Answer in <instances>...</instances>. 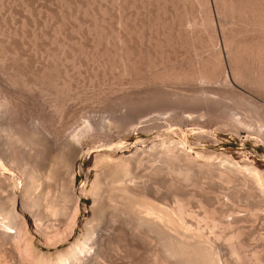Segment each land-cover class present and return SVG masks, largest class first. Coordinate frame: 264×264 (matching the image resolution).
<instances>
[{
  "label": "rangeland",
  "instance_id": "rangeland-1",
  "mask_svg": "<svg viewBox=\"0 0 264 264\" xmlns=\"http://www.w3.org/2000/svg\"><path fill=\"white\" fill-rule=\"evenodd\" d=\"M233 1L235 0H0V98L3 101L7 97L5 100L12 107L10 123L13 124L11 126L14 129L13 135L10 134L6 140L7 151L0 149V169L10 176L7 172V169H10L9 164L4 160L8 156L3 151L11 154L9 156L13 157L12 159L14 156L21 159L24 142L31 144L30 147L33 144L35 150L37 148V153L34 150L36 154L34 160L37 164L39 162L38 172L42 174L49 170L48 164L53 158L47 152L41 151V139L37 134L32 135L24 125L34 117L35 120L37 117L42 119L49 131L56 133L58 137L59 135L65 137L74 130L70 127L73 126L71 123L76 117L78 124L84 117L93 115L105 120L118 116L123 120V128L115 130L118 135L114 133L112 142L118 146L108 162L109 165L114 163L110 165L114 171L129 165L132 171L126 176L129 179H125L124 185L112 183L111 175L107 174L112 168L107 163L109 169L105 170L107 172L105 175L102 173L103 164H100V159L98 160L103 153L102 149L88 152L87 147L84 156L78 158L77 176L74 186L71 187L72 190L69 187L67 188L70 190L66 189L67 184L64 182L66 185L58 186L60 189L53 193V198L50 197L56 203H67L68 209L70 208L68 213L71 216L67 214L69 220L59 217L64 220L58 219V221H61L60 225L65 220L70 224L65 222V225L56 227L58 221L55 215L52 219H49V215L48 222L43 216L45 219L43 222L47 227L50 226L48 224L55 226L48 233L47 240L45 239L47 236L35 234L33 221L30 222L27 230L25 226H21L24 225L23 223L20 224L17 232L15 228L9 229L8 231L12 232L10 239L4 241L0 238V264H54L57 261L58 251L68 248L75 242L84 231L85 221L92 217L91 189L97 176L104 183L99 192L101 197L99 209L102 217L104 216L102 222L104 224L107 222L108 226L105 227L106 225L101 222V227L111 229L110 235L107 232L110 240H107V245L104 246L102 254L105 253V257H101L102 264H107L106 262L108 264H181L182 260H184L183 264L189 262L206 264L203 259L193 257L195 255L192 254V257H189L188 254L184 253L186 254L184 256L181 253L183 258L185 257L183 259L180 257V251L176 248L177 254L175 246L171 243H169L172 245L170 249L169 245L167 246L169 241H162V237L161 239L157 237L153 228L143 224L141 226L140 214L135 212L139 213V210L134 208H137L136 204L139 203L137 201L144 199V193L159 195L157 197L162 201L165 200L167 206L171 204L172 207H178V204H181L185 209L184 213L186 212L183 220L187 226L190 225L193 231L199 229L198 231L214 241L217 250L214 252H218L216 255L220 258L217 260L218 262L222 260L220 264H264V195L262 193L264 177L259 174L263 180L261 186V183H257L260 178L256 177L259 176L255 175V180L253 172L247 169L255 166L264 175L262 173L264 172V140L248 133L244 125L241 126L239 123L235 125L231 119L226 117L222 119V116L218 118L207 110L208 105L210 103L213 105L215 99L225 100L222 98V88L225 87L226 77L230 78L231 82L233 80L231 62H235V65L241 63L238 56L240 53H236L239 43L251 36L253 38L261 35L260 32H253V26L247 28L248 23L243 25L245 21L238 20L237 14L235 15L237 18L234 15L232 18L230 7L233 3H237ZM240 1L242 0L238 2ZM236 59L238 61H235ZM201 65L209 66L206 69L213 74L214 72L217 74L220 66L225 71L222 76L219 75L220 77L214 80L215 82L196 81L195 71L196 68L200 71ZM177 75L183 78L188 75V78L177 81L181 78ZM191 75L195 81L189 79ZM233 82L236 88L241 87L240 91L245 89L243 93L246 92V95L248 92L252 96L257 95L256 92H251V86L249 87L247 83L244 86L242 85L244 82L240 84L238 81L240 86L235 84L237 80ZM257 97L262 99L263 96L257 95ZM230 98L225 100L226 104L229 102L231 104L232 98L235 99L232 96ZM232 102L237 103L236 107H240V112L246 111L244 105L236 100ZM82 114L85 116L79 117ZM73 117L75 119L71 120ZM68 122H71V125ZM150 122L158 127L152 124V128L149 127L150 130H145L146 132L136 130L138 126L147 124L149 126ZM156 122L159 124L162 122L164 125L161 123L163 126H159ZM172 143L181 147L180 150L184 148L182 152L185 151L187 157L191 155V161L189 157L186 158L189 160L179 161L185 159L184 153L185 157L178 160L181 165L177 163L178 161L166 162L163 159L165 149ZM137 153L141 155L143 153L144 157L150 156L146 160L143 158L142 162H145L138 167L133 166L134 156ZM37 158H41V161ZM162 169L165 171L162 172ZM15 173L21 177L20 171ZM55 174L54 176L57 177L58 173ZM59 177H61L60 173ZM249 178L254 182L258 180L256 182L258 185L254 183L256 184L254 187L253 181ZM21 180L22 178H19V181ZM13 181L14 184H19L16 177ZM39 182L36 196L46 189L48 183L53 184L54 180L46 182L42 179ZM58 183L60 181L56 184L61 185ZM122 186L123 189H118ZM258 187H261V190ZM255 188L261 191L262 195L259 191L257 193ZM3 192H0V199L3 197L1 200L5 201L4 204L10 206L7 200L9 192L5 190ZM131 197H134L135 202L131 201L133 200ZM21 199L19 194L16 211L20 223L22 221L20 216L25 214L20 210L23 205ZM43 204L42 201L39 204L41 211L44 209ZM2 215L3 213H0V222L4 218ZM74 219L76 224L73 223ZM69 226L71 230L68 229ZM105 229L103 231L106 233ZM211 230L216 233L212 234ZM234 234L238 236L235 237ZM230 240L234 242L233 244L236 243V247L238 246L235 247L238 250L236 254L230 251L233 247ZM55 241L60 243L55 244ZM160 241L164 246L166 243V246L164 247ZM257 259L263 262L259 263ZM191 260H194V263Z\"/></svg>",
  "mask_w": 264,
  "mask_h": 264
},
{
  "label": "bare ground",
  "instance_id": "bare-ground-1",
  "mask_svg": "<svg viewBox=\"0 0 264 264\" xmlns=\"http://www.w3.org/2000/svg\"><path fill=\"white\" fill-rule=\"evenodd\" d=\"M237 3H233V2H236ZM239 0H235L233 1L231 4V12H232V18H233V15L235 16L236 14L238 15V20H243L245 21L243 23L247 24V28H250V26L254 27L253 29V32H260V36L258 35V37H249V39H246L245 41H241V44L239 43L238 47L239 50L237 52L236 50V53H240V59L239 57L237 58L238 60L241 61L240 65H235V62H231V70H232V76H233V80L236 81L237 80V83H235L236 85H244L247 83V85H249L250 87V90L251 92L254 91L253 93H257V95H262L264 97V0H246V1H240L238 2ZM230 2V1H229ZM227 2V3H229ZM220 3V2H219ZM225 3V2H224ZM209 4V3H208ZM221 5V4H220ZM227 5V4H226ZM230 5V4H228ZM166 6V5H165ZM209 7V6H208ZM225 8V6H224ZM177 10V9H176ZM175 10V11H176ZM229 11V10H228ZM228 11L226 14H228ZM230 13V12H229ZM230 15V14H229ZM182 16V15H181ZM228 17V16H227ZM236 17V16H235ZM240 17V19H239ZM173 18V17H172ZM231 18V16H230ZM237 18V17H236ZM121 20V19H120ZM186 20V19H185ZM237 20V19H236ZM99 21V20H98ZM122 21V20H121ZM180 21V20H179ZM242 22V21H240ZM251 24V25H250ZM120 26V25H119ZM235 26V25H234ZM244 27V28H246ZM258 29V31L255 29ZM233 28V27H232ZM235 29V27H234ZM177 30V29H176ZM241 30V29H240ZM252 30V29H251ZM248 31V30H247ZM124 32V31H123ZM203 32V31H202ZM231 32V31H230ZM252 32V31H251ZM113 33V32H112ZM188 34V33H187ZM259 34V33H258ZM253 35V33H252ZM175 36V35H174ZM192 36V35H191ZM190 38V37H189ZM194 38V37H193ZM122 40V39H120ZM230 41V40H229ZM232 44V43H231ZM228 47V46H227ZM231 47V46H230ZM233 48V47H232ZM231 48V50H232ZM235 48V47H234ZM230 52V51H229ZM234 52V51H233ZM235 53V54H236ZM135 57V56H134ZM235 57V56H234ZM145 58V57H144ZM219 58V57H218ZM233 59V57H232ZM235 60V61H238V60ZM215 60V59H214ZM219 60V59H218ZM223 60V59H222ZM221 60V61H222ZM150 61V60H149ZM220 62V61H219ZM217 63V62H216ZM215 63V64H216ZM223 63V62H222ZM233 63V64H232ZM202 65H204L202 63ZM201 65V66H202ZM212 65V64H211ZM120 66V65H119ZM216 66V65H215ZM222 66V64H221ZM222 68L221 71L220 68L217 69V74L214 72V74L212 72H209L208 68L209 66L205 67V66H202V68L200 69V71H198L199 69H197L198 73L197 74V71L196 72V77H194L197 80H201L202 81H208V82H213L216 78L220 77L219 75L222 76V74L224 73V68ZM219 67V66H218ZM226 67V66H225ZM122 68V67H121ZM127 68V67H126ZM140 69V68H139ZM213 70V69H212ZM211 70V71H212ZM216 70V69H215ZM230 70V71H231ZM129 71V70H128ZM218 71H221L218 73ZM162 72V71H161ZM178 72V71H177ZM166 73V72H165ZM185 73V72H183ZM182 73V75H183ZM161 75V74H160ZM164 75V74H163ZM171 75V74H170ZM189 75V74H188ZM188 75L183 78V76H180V75H177L181 78H178L177 81H182V79H187L188 78ZM194 75V74H192ZM189 78V79H192L193 77ZM172 76V75H171ZM190 76V75H189ZM224 76V75H223ZM229 76V75H228ZM160 77V76H159ZM164 77V76H163ZM166 78H169L170 76H165ZM174 77V76H173ZM226 77V76H225ZM161 78V77H160ZM159 78V79H160ZM172 78V77H171ZM43 79V78H42ZM158 79V80H159ZM165 79V78H164ZM173 79V78H172ZM176 79V78H175ZM225 79V78H224ZM230 78H227L226 77V80L224 81V84H225V87L222 88L223 92H222V98L223 99H227L229 100L230 96L234 97L235 99L232 98V101L233 100H236L238 103L242 104V106L244 105V107H246V109H244L245 112H242L243 108L241 109L242 111L240 112L239 111V108L240 107H236L237 106V103L235 102H232L231 101V104L227 103L226 104V101L225 100H216V103H215V100L213 101V105H210L212 103H210L208 105L209 108H207V110L209 112H211L213 115H217L218 118L220 116H222V119H226V118H229L231 119V121L233 123H239L241 126L243 127H247L248 129V133L250 132V134H255L256 136L260 137L262 140H264V99L262 97V99H260L259 97H257V95L255 96H252L249 94L248 90L249 87H248V95H246L245 93H243L245 91L244 87V91H240L239 88L241 87H237L234 86L232 84V82L229 80ZM161 80V79H160ZM166 80V79H165ZM194 80V79H192ZM217 80V79H216ZM195 81V80H194ZM238 81H240V84L238 83ZM48 82V81H47ZM156 82V81H155ZM191 82V81H190ZM215 82V81H214ZM168 83V82H167ZM199 83V82H198ZM221 83V82H220ZM234 83V82H233ZM44 85V84H43ZM221 85V84H220ZM241 86V85H240ZM55 87V86H54ZM222 87V86H221ZM44 89V88H43ZM54 89V88H53ZM242 89V90H243ZM48 90V89H47ZM225 91V92H224ZM55 92V91H54ZM62 93V92H61ZM60 93V94H61ZM252 94V93H251ZM164 96V95H163ZM156 98V97H155ZM197 98V97H196ZM259 98V99H258ZM1 99V98H0ZM4 99V98H3ZM7 99V97L5 98ZM3 100L1 99L0 101V149L1 150H6L8 148H6V140L8 139V136L13 135V131L14 129L12 128L11 124L10 123V119H11V106L9 104V102H7V100ZM231 99V98H230ZM203 100V99H202ZM9 101V100H8ZM200 101V99H199ZM236 104V105H235ZM239 104V105H240ZM204 105V103H203ZM206 106V105H205ZM11 113V114H10ZM14 113V112H13ZM78 116V114H77ZM84 117L85 115H79V117ZM72 117V116H71ZM75 117V116H74ZM71 118V120L75 119V118ZM226 117V118H225ZM128 118V117H127ZM216 118V117H215ZM217 118V119H218ZM69 119V118H68ZM76 119H78V117H76ZM74 120L72 123L71 122H68V124H72L73 126H69L70 129H74L71 133L68 131V133H70L69 135H66L65 137L62 135L58 137V135L55 133H52L51 131H49L47 125L44 123V121L40 118H36L35 120V117L34 119H31V120H34L33 122L29 121L28 124H24L32 133V135H35L37 134V136L41 139V142H42V146L41 147V151H45V153L47 152V154H49L53 160L51 161L50 164H48L50 166L49 170L45 173V172H42L43 169H42V174H40L38 172V168L37 166L39 165V162L38 164L35 162L34 158L36 156L35 152L36 150L33 148V144H32V147H30L29 144L27 143H24L22 144V154H21V159H17L15 156H14V159H12L9 155L11 154H7L6 151H3L4 154L6 156H8V158H4V160L6 161L7 160V164H9V167L10 169L8 168L7 169V172L10 173V176L6 175V173L3 172L2 169H0V192H3V190L9 192V195L7 197V200L10 202V206H6L3 202V200L0 199V213H3L4 215V218L1 220V226L2 228L0 229V238H3L4 241L10 239V236L12 234L11 231H8L9 229H14L15 228V232H17V229L18 227L20 226V224H24V225H21L22 227L25 226L24 228H26V230L28 229V226L30 224L31 221H33V229H35V234H37V236H47L45 237L48 238V233H50V230L53 229V226L54 224L51 226V224H48L50 226H46L44 224V220L45 219H48L49 218V215H50V218L49 219H52L56 216L57 218V221L58 219H61V220H64L63 218H67L66 216H68L67 214H69L68 210H70V208L68 209V206H67V203L66 202H62V204L59 202V203H56L55 201H53L50 197H52L53 193L55 194L58 190L57 189H60V187L58 186H62L64 187L66 184V189H71V187H73V183H75L74 181L76 176H77V173H76V164L78 162V158L84 156V154L87 152H85V149L88 147V152H90V150H93V149H102V154L100 155V158H98V160L100 159V164H103V170H102V173H104L106 175V173L108 174V176L111 175L110 179H111V182L114 183V184H122L124 185V183L126 182V176L130 173L131 171V167L130 165L129 166H126L124 168H121L122 169H119V171H114L110 165H113L112 163L109 165V160H111L112 158V153L115 152V149L117 148V144L113 143L112 141L113 140V137H114V133H115V130L118 128H123V123L118 116L117 117H112L108 120H105L104 118H98V117H95V116H86L84 117L83 120H81L79 118L80 123L77 124V121L78 120ZM157 119V118H155ZM221 119V120H222ZM227 119V121L229 120ZM70 120V119H69ZM70 120V121H71ZM154 120V119H152ZM151 120V122H152ZM220 120V119H219ZM226 121V120H225ZM16 122V121H15ZM14 122V123H15ZM20 122V120H19ZM46 122V121H45ZM61 122V121H60ZM74 122H76L75 124H77L76 126H74L75 124H73ZM147 122V121H146ZM150 122V124H151ZM155 122V121H154ZM219 122V121H218ZM223 122V121H222ZM157 124H159V122H156ZM162 123V122H161ZM159 124L162 125V124ZM179 123V122H178ZM225 123V122H224ZM20 124V123H19ZM70 124V125H71ZM148 124L147 125H142V126H138V128H136V130H141L144 132H146L145 130H148L149 127L152 126V123L151 125ZM167 124V123H166ZM230 124V123H229ZM18 125V124H17ZM16 125V126H17ZM23 125V127H24ZM164 125V124H163ZM162 125V126H163ZM181 125V124H179ZM234 125V124H233ZM239 125V126H240ZM155 126V124L153 125ZM157 126V125H156ZM155 126V127H156ZM166 126V125H165ZM238 126V125H237ZM24 127V128H26ZM68 127V126H67ZM74 127V128H73ZM158 127V126H157ZM23 128V129H24ZM26 128V129H27ZM152 128V127H151ZM241 128V127H240ZM21 129V128H20ZM117 129V130H118ZM119 129V130H120ZM239 129V128H238ZM242 129V128H241ZM18 130V129H17ZM22 130V129H21ZM25 130V129H24ZM26 133H28V131ZM51 130V129H50ZM130 130V129H129ZM150 130V129H149ZM26 131V130H25ZM209 131V129H208ZM17 132V131H16ZM15 132V133H16ZM118 132V131H117ZM131 132V131H130ZM116 134V133H115ZM19 135V134H18ZM17 135V136H18ZM31 135V134H30ZM118 135V134H116ZM240 135V134H239ZM20 136V135H19ZM29 136V135H28ZM61 137V138H60ZM16 138V137H15ZM19 138V137H18ZM31 138V137H30ZM36 138V137H35ZM17 139V138H16ZM10 140V139H9ZM15 140V139H14ZM23 140V139H22ZM27 140V139H26ZM16 141V140H15ZM18 141H20V138L18 139ZM28 141V140H27ZM30 141V140H29ZM121 141V140H120ZM17 142V141H16ZM40 142V143H41ZM162 142H163V139H162ZM18 143V142H17ZM29 143V142H28ZM19 144V143H18ZM115 144V146H114ZM120 144V143H119ZM176 144V143H175ZM12 145V144H11ZM35 145V144H34ZM40 145V144H39ZM173 145V146H172ZM19 147V146H18ZM35 147H37L35 145ZM39 147V149H40ZM158 147V146H157ZM167 148L165 149L166 152L164 153V158L162 156L163 159L166 160V162L168 161V163H173L175 161H178L179 159H181L182 157H185V159L183 160H179V161H184V160H189V159H186V158H190L191 155H189L187 157V153L182 152L183 149H179L181 147H178V146H174V144L172 143L170 146H166ZM178 147V148H177ZM11 148V147H10ZM165 148V147H164ZM144 149V148H143ZM180 151H179V150ZM35 150V152H34ZM118 150V149H117ZM185 150V149H184ZM148 151V150H147ZM187 151V150H186ZM40 152V151H39ZM144 152V151H143ZM151 152V151H150ZM163 152V151H162ZM10 153V151H9ZM12 153V152H11ZM37 153V152H36ZM43 153V152H42ZM44 153V154H45ZM100 153V152H99ZM158 153V152H157ZM185 153V155H184ZM3 154V153H2ZM140 154V153H139ZM137 153V155L134 156V159L133 162H134V165L133 166H140L141 163H144L142 162L143 161V158H150L149 157H146L148 155H146L144 157L143 153L142 155L140 154L139 155ZM146 154V153H145ZM159 154V153H158ZM157 154V155H158ZM14 155V154H13ZM35 155V156H34ZM150 155V154H149ZM2 156V155H1ZM5 156V157H6ZM41 156V155H40ZM153 156V155H152ZM156 157V155H155ZM161 157V156H160ZM132 158V157H131ZM154 158V157H153ZM38 159V158H37ZM36 159V160H37ZM41 159V158H40ZM38 159V160H40ZM152 159V158H151ZM114 160V159H113ZM154 160V159H153ZM41 161V160H40ZM109 161V162H108ZM115 161H116V158H115ZM177 162L181 165L180 162ZM190 161H191V158H190ZM190 161H189V164H190ZM1 162V161H0ZM99 162V161H98ZM186 162V161H185ZM193 162V161H192ZM5 163V162H4ZM107 163L109 165V167L112 168L109 169L107 168ZM129 163V162H127ZM3 164V162H2ZM98 164V163H96ZM158 164V163H157ZM188 164V163H187ZM45 165V164H44ZM170 165V164H169ZM247 165V164H246ZM1 166V165H0ZM8 166V165H7ZM99 166V165H98ZM106 166V167H105ZM115 166V165H114ZM186 166V165H185ZM189 166V165H188ZM193 166V165H191ZM249 166V165H248ZM40 167V166H39ZM105 167V168H104ZM119 167V166H118ZM144 167V166H143ZM164 167V166H163ZM170 167V166H169ZM172 167V166H171ZM183 167V166H182ZM195 167V166H194ZM237 167V166H236ZM247 167V166H246ZM1 168V167H0ZM45 168V167H44ZM116 168V167H115ZM159 168V167H158ZM167 168V167H166ZM175 168V167H174ZM181 168V167H180ZM38 169V170H37ZM100 169V168H99ZM106 169H109L111 171H105ZM170 169V168H169ZM188 169V168H187ZM226 169V168H225ZM240 169V168H239ZM247 169H249L251 171V173L253 172L254 174V179L256 176H260L261 177H264V175L261 174L260 171L257 170V168L255 166H252V168L250 167H247ZM41 170V169H40ZM164 169H162V172H163ZM174 170V169H173ZM176 170V169H175ZM191 170V169H190ZM189 170V172H191ZM200 170V169H199ZM14 171V172H13ZM15 171H20V175L21 177H18V174L15 173ZM46 171V170H44ZM161 171V170H160ZM165 171V170H164ZM246 171V170H245ZM110 172V173H109ZM112 172V174H111ZM132 172V171H131ZM135 172V171H134ZM172 172V171H171ZM183 172V171H182ZM188 172V173H189ZM232 172V171H231ZM57 174L58 173V176L59 177V173L61 174V177L62 179H59L61 177H59L58 179H55L57 178L56 176H54V174ZM99 173V172H98ZM174 173V172H173ZM178 173V172H177ZM187 173V174H188ZM224 173V172H223ZM249 173V171L247 172ZM264 174V172H262ZM55 174V175H56ZM134 174V173H133ZM156 174V173H155ZM163 174V173H162ZM171 174V173H170ZM99 175V174H97ZM154 175V174H153ZM179 175V174H178ZM222 175V174H221ZM256 175V176H255ZM159 176V175H158ZM180 176V175H179ZM182 176V175H181ZM185 176H188V175H185ZM184 176V177H185ZM247 176V175H246ZM250 176V175H249ZM256 177L257 179L260 178V181L264 178L261 179V177ZM15 177L18 179V183L19 184H14L13 182V179L15 180ZM55 177V178H54ZM132 177V176H131ZM228 177V176H227ZM252 177V176H251ZM19 178L22 180L19 181ZM100 177L97 176V178L93 181V187L91 189V192H92V196H93V204L91 206V210H92V217L91 218H88L86 221H85V224H84V231L82 232V234L79 235V237L77 238V240L75 242H73L71 245H69L68 248H65L61 251H58V253L56 254L57 255V261L54 263V264H102V259L101 257H103L105 255L102 254L105 247L107 244V240L109 241L110 239H108V237H110V233H109V229H105L107 230L106 233L105 231H103L104 229L101 227L102 224V212L101 210L99 209V202H100V193L101 192V189L103 187V184L100 179ZM174 178V177H173ZM223 178V177H222ZM231 178V177H230ZM247 178V177H246ZM46 180V182H53L52 183H48L47 187L45 190L42 191V193H40L38 196H36V192L38 191L39 189V181L40 180ZM53 179V180H52ZM129 179V178H127ZM176 179V178H175ZM250 179V178H249ZM52 180V181H51ZM60 181V183L58 184H61V185H57L56 183L58 181ZM141 180V179H140ZM156 180V179H155ZM158 180V179H157ZM246 180V179H245ZM251 181H253V185L254 183H256L257 181L254 182L253 179H250ZM256 180V179H255ZM262 180V181H263ZM56 181V182H55ZM258 181L257 183H261V186L262 185V181L260 182ZM62 182V183H61ZM66 184H65V183ZM225 182V181H224ZM17 183V182H15ZM42 183V182H41ZM134 183V182H133ZM174 183V182H173ZM256 183V184H257ZM55 184L57 185L55 188L53 186H55ZM128 184V182H127ZM256 184L254 185V187L256 186ZM73 185V186H72ZM111 185V184H110ZM141 185V184H140ZM179 185V183H178ZM258 185V184H257ZM130 186V185H128ZM135 186V185H134ZM175 186V185H174ZM180 186V185H179ZM184 186V185H183ZM260 186V185H259ZM2 187V188H1ZM58 187V188H57ZM61 187V189H63ZM69 187V188H67ZM85 187V186H84ZM106 187V186H105ZM110 187V186H109ZM112 187V185H111ZM110 187V188H111ZM136 187V186H135ZM177 187V186H175ZM174 187V188H175ZM114 188V187H113ZM112 188V189H113ZM116 188V187H115ZM114 188V189H115ZM133 188V187H132ZM157 188V187H156ZM180 187H178L179 189ZM69 189V190H70ZM118 189H123V186L122 188H119ZM125 189V188H124ZM138 189V188H136ZM176 189V188H175ZM256 189V188H255ZM259 190H261V187L259 188ZM263 189V188H262ZM65 190V189H64ZM110 190V189H109ZM126 190V189H125ZM141 190V189H140ZM159 190V189H158ZM168 190V189H167ZM186 190V189H185ZM257 190V189H256ZM257 190V193L258 191ZM66 191V190H65ZM114 191V190H111V192ZM124 191V190H122ZM127 191V190H126ZM144 191V190H143ZM264 191V190H262ZM40 192V191H39ZM63 192V191H62ZM61 192V193H62ZM72 192V191H71ZM81 192V191H80ZM117 192V191H116ZM151 192V191H149ZM178 192V191H177ZM261 191H259L260 193ZM4 193V192H3ZM69 193V192H68ZM82 193V192H81ZM119 193V192H118ZM125 193V192H124ZM123 193V194H124ZM128 193V192H127ZM182 193V192H181ZM263 195H264V192H262ZM262 193H260L262 195ZM8 194V193H7ZM20 194V196L22 197L21 201L23 203V205L21 206V211H23V213L25 212V214H23L21 217L22 221L20 223V219H19V216L17 215V211H16V201H17V196ZM160 194V193H159ZM177 194V193H176ZM5 195V194H4ZM61 195V194H60ZM58 195V196H60ZM111 195V194H110ZM109 195V196H110ZM122 195V194H120ZM128 195V194H126ZM136 195V194H135ZM156 194H152V193H147V194H143V198L144 199H140V201H137L139 203L136 204L137 208H134V209H138L139 210V213L136 212V214H140V217H141V221H139V223L141 222V226L143 225H148V227L150 228H153L154 231H156V234H157V237H159L161 239L162 237V241H169L167 246L169 245V243H171L173 246H175L174 248L178 249L180 251L179 254L181 253H186L188 254V256L192 257V255H195L193 257H198L203 259V262H205L206 264H220V262H222V260H220V262H218V260L220 259L218 257V255H216L218 252H214V251H217L216 248H215V244H214V241L212 239H210L211 237L209 236H206L203 234V232L201 233L200 231H198L199 229H196L195 231L191 230V226L188 225L187 226V223L185 222V220H183V216L186 215V212L184 213V208L183 206L180 204H178V207L176 206H171L168 205L167 206V203H165L164 201L165 200H160L161 198L157 197L159 195H156ZM173 195V194H172ZM175 195V194H174ZM116 196V195H115ZM119 196V195H118ZM129 196V195H128ZM133 196V194H132ZM65 197V195H64ZM67 197V196H66ZM104 197V195H103ZM136 197V196H135ZM179 196H177L178 198ZM51 200H50V199ZM53 198V197H52ZM57 198V197H56ZM111 198V197H110ZM121 198V197H120ZM127 198V197H126ZM180 198V197H179ZM63 199V197H62ZM62 199L60 201H62ZM64 199H67V198H64ZM72 199V198H71ZM118 199V198H117ZM124 199V198H123ZM133 199V200H131ZM131 201H134V197L132 198L131 197ZM158 199V200H156ZM191 199V198H190ZM128 200V199H127ZM137 200V198H136ZM175 200L176 197H175ZM174 200V201H175ZM182 200V199H181ZM179 200V201H181ZM7 201V202H8ZM41 201L44 203V208L43 211H44V215H43V211H41L40 209V206L39 204L41 203ZM178 201V203H179ZM27 202H30V203H27ZM32 202V203H31ZM113 202V201H112ZM127 202V201H126ZM135 202V201H134ZM185 202V201H184ZM188 202V201H187ZM110 203V202H109ZM129 203V201H128ZM7 204V203H6ZM60 204V205H58ZM70 204V203H69ZM121 204V203H120ZM133 204V203H132ZM183 204V203H182ZM79 205V204H78ZM110 205V204H109ZM188 205V204H187ZM39 206V207H38ZM134 206V204H133ZM185 206V205H184ZM79 207V206H78ZM183 208V209H182ZM186 208V207H185ZM105 210V209H104ZM179 211V212H178ZM80 213V212H79ZM210 214V213H209ZM2 215V216H3ZM51 215L53 217H51ZM55 215V216H54ZM70 215V214H69ZM80 215V214H79ZM207 215V214H206ZM43 216H45L43 219ZM47 216V217H46ZM71 216V215H70ZM209 216V215H208ZM59 217H63V218H59ZM75 217V216H74ZM139 217V218H140ZM185 217V216H184ZM205 217V216H204ZM73 218V217H72ZM137 218V217H136ZM47 220L50 221V220ZM68 219V218H67ZM76 219V218H75ZM75 219L73 221V223H75ZM54 221H56L55 219H53ZM52 220V222L54 223V221ZM69 220V219H68ZM105 220V219H104ZM206 221V219H204ZM56 221V223H57ZM72 221V220H70ZM107 221V220H106ZM114 221V220H113ZM201 221V220H200ZM46 222V221H45ZM51 222V223H52ZM61 223V221L59 220L58 223ZM68 223L67 220L64 221V223ZM56 225V227H60L62 224L65 225L64 223H62L60 225V223ZM103 223V222H102ZM107 223V222H106ZM104 224L106 225L105 227H108L107 224ZM47 224V223H46ZM70 224V223H68ZM76 224V223H75ZM143 224V225H142ZM62 225V226H63ZM73 225V224H72ZM71 225V226H72ZM140 225V224H139ZM71 226H69L68 229L71 228ZM184 226V227H183ZM190 226V227H189ZM55 227V226H54ZM65 227V226H64ZM66 227H67V224H66ZM146 227V226H145ZM216 228V227H214ZM55 229V228H54ZM103 229V230H102ZM60 230V229H58ZM71 230V229H70ZM69 230V231H70ZM74 229H72L73 231ZM53 231V230H52ZM62 231V230H61ZM64 231V230H63ZM68 231V232H69ZM70 231V233L72 232ZM202 231V230H201ZM212 231V230H211ZM57 232V231H56ZM66 232V231H65ZM66 232V233H68ZM74 232V231H73ZM73 232L71 233V235H73ZM107 232H108V237H107ZM111 232V231H110ZM214 231H212V234H213ZM238 232V231H237ZM54 233V232H53ZM58 233V232H57ZM216 233V231L214 232ZM220 233V231H219ZM241 232L239 231V234ZM52 234V233H51ZM218 234V233H217ZM216 234V235H217ZM221 234V233H220ZM58 235V234H57ZM60 235V234H59ZM123 235V234H122ZM222 235V234H221ZM220 235V236H221ZM238 234H234L235 237H237ZM62 237V235H60ZM68 236L70 237V234H68ZM219 236V237H220ZM50 237V236H49ZM59 237V236H58ZM67 237V236H66ZM66 237H63V238H66ZM72 237V236H71ZM112 237V236H111ZM214 237V236H213ZM233 236H231L232 238ZM55 238V237H54ZM158 238V239H159ZM216 238V237H215ZM218 238V237H217ZM224 238V237H223ZM2 239V240H3ZM49 239V238H48ZM60 239V238H59ZM69 239V238H68ZM157 239V238H156ZM159 239V240H160ZM219 239V238H218ZM234 239V238H232ZM239 239V237H238ZM242 239V238H241ZM1 240V239H0ZM47 240V239H46ZM65 240V239H64ZM112 240V239H111ZM215 240V239H214ZM220 240V239H219ZM222 240V238H221ZM225 240V238H224ZM223 240V241H224ZM235 240V239H234ZM50 241V240H49ZM54 241V240H53ZM52 241V242H53ZM66 241V240H65ZM160 241L162 243V245L164 246V243ZM166 241V242H167ZM216 241V240H215ZM238 241V240H237ZM17 242V241H16ZM46 242V241H45ZM57 241H55L54 243L56 244ZM60 242H62V239L60 240ZM59 242V243H60ZM64 242V241H63ZM217 242V241H216ZM227 242V241H226ZM229 242V241H228ZM230 244H233L234 242H232L230 240ZM53 243V244H54ZM58 243V242H57ZM58 243V244H59ZM223 244V243H222ZM52 245V244H51ZM120 245V244H119ZM172 245H169L168 247L170 248ZM217 245V244H216ZM228 245V244H227ZM165 246H166V243H165ZM164 246V247H165ZM108 247V246H107ZM168 247H166V249H168ZM234 247V248H233ZM233 250L231 248V250L228 249L231 251V253H234L236 254L237 253V247H236V243L233 244ZM236 247V248H235ZM155 248V247H154ZM173 248V247H172ZM118 249V248H117ZM165 249V248H164ZM165 249V250H166ZM171 249V248H170ZM176 249V252L178 251ZM114 250V249H113ZM174 249H172V252H173ZM237 250V251H236ZM169 251V249L167 250ZM229 251V252H230ZM253 251V250H252ZM175 252V253H176ZM228 252V253H229ZM120 253V252H119ZM158 253V252H157ZM166 253V251H165ZM169 253V252H168ZM240 253V252H239ZM238 253V254H239ZM164 254V253H163ZM178 254V252H177ZM184 254V256L186 255ZM192 254V255H191ZM215 254V255H214ZM261 254V252H260ZM55 255V254H54ZM172 255H176V254H172ZM171 255V257H172ZM233 255V254H232ZM256 255V254H255ZM170 255H168L169 257ZM178 256V255H176ZM217 256V257H215ZM252 256V255H251ZM262 256V255H261ZM105 257V256H104ZM175 258V256H173ZM172 257V258H173ZM183 258V255L181 254V256ZM188 257V258H189ZM255 257V256H254ZM259 257V256H258ZM113 258V257H112ZM161 258V257H160ZM185 258V257H184ZM183 258V259H184ZM219 258V259H218ZM231 258V257H230ZM250 258V257H249ZM105 259V258H103ZM157 259H158V256H157ZM194 259V258H193ZM200 259V260H201ZM218 259V260H217ZM237 259V258H236ZM260 260V258H258ZM257 259V260H258ZM177 260V259H176ZM187 260V258L185 259ZM190 260V258H189ZM188 260V261H189ZM196 260V259H195ZM259 263L263 262V261H259ZM102 261V262H101ZM106 261V259H105ZM158 261V260H157ZM184 260H182L183 262ZM192 261V260H191ZM197 261V260H196ZM241 261V260H240ZM100 262V263H99ZM156 262V261H155ZM181 262V264H183ZM194 263V260L192 261ZM202 262V263H203ZM105 263V262H104ZM108 264V262H106ZM184 263H188V262H184ZM238 263V262H237ZM113 264V263H112ZM126 264V263H125ZM159 264V263H158ZM189 264H191L189 262ZM196 264V262H195ZM199 264V263H197ZM263 264V263H261Z\"/></svg>",
  "mask_w": 264,
  "mask_h": 264
}]
</instances>
